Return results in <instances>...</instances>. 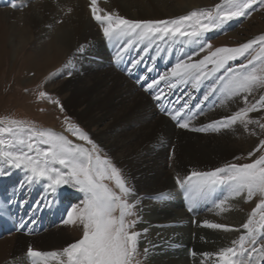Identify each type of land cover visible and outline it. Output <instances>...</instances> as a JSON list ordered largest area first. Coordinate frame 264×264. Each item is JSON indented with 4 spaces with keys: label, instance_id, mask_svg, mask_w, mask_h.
<instances>
[{
    "label": "snow or ice",
    "instance_id": "snow-or-ice-1",
    "mask_svg": "<svg viewBox=\"0 0 264 264\" xmlns=\"http://www.w3.org/2000/svg\"><path fill=\"white\" fill-rule=\"evenodd\" d=\"M257 4L264 7V0H221L212 8L194 9L185 15L161 20L127 19L116 12L98 7V0H90L89 8L92 19L100 26L103 36L113 47L119 43L114 57L118 65L125 62V54L134 46L135 41L147 42L143 48L145 53L156 40L174 41L176 38L197 46L198 52L193 49L192 55L207 50V54L195 61L192 55L185 53L183 57L177 58L171 68L151 82H147L146 76L139 77V81L145 82L141 85L145 91L154 89L161 81L166 83L169 93L159 89L153 95V99L158 102L180 84L191 83L194 89H198L205 81L209 83L204 101L216 93L220 94L221 105H227L237 97L243 101L245 106L239 107L231 115L199 128H190L189 121L197 113L192 112L187 102L182 107L173 109L157 105L176 121L179 128L207 132L228 129L237 124L242 125L245 131H249L248 126L251 124L264 130V123L249 116V113L264 110V95H260L254 102L249 100L257 89H264V34L235 47L213 49L211 43L206 42L207 33L224 30V26L230 22L250 15ZM9 6L18 7L15 0H10ZM86 47L81 45L77 52L83 53ZM254 48L258 51L252 55ZM248 55L251 56L250 59L247 58ZM241 57L246 59V63L235 67L229 63ZM143 59V56L139 59L132 58L130 63L125 64L124 70L131 75ZM155 59L153 56L152 60ZM69 66L74 67L72 58L57 72ZM221 70L223 74H220ZM148 71H153V68L148 67ZM56 74L50 73L46 80ZM68 74L71 75V71ZM36 98L47 100L55 104L61 113L64 112L59 99H54L47 92L38 91ZM196 107L199 109L200 105ZM199 114H202V110ZM64 124L65 131L82 141V144L74 143L64 134L52 129L36 128L30 122L0 118V177L11 175L13 169L23 172L19 187L14 186L7 199L0 203V216L8 215L10 206L17 203L14 197L26 186L43 183L45 191L53 195L60 187L69 186L83 193L84 198L79 205L73 204L67 210L63 223L82 226V236L57 251H39L29 246L26 256L31 259L32 264H143L139 249L141 233L136 230V225L140 222L137 205L141 198L135 197L134 189L128 185L122 170L110 157L101 155V149L87 132L67 115L64 116ZM259 148H264V139L260 140ZM248 156L252 157L253 153L249 152ZM175 182L189 203V211H193L201 201L212 198L218 189L227 190V195L218 202L213 200L214 207L220 211L229 210V201L236 198L247 202L253 197H259V201L239 227L203 221L202 226L210 229L224 232L243 230V233L231 240L230 246L221 247L215 253L204 252L202 255L205 258L215 256L218 264L264 262V155L253 158L249 163H226L210 171H192L183 178L177 175ZM168 197L169 193L162 192L150 198L165 200ZM25 203L26 200H21L19 206L23 207ZM52 203L53 201L48 200L46 206H51ZM38 206L39 202L33 207ZM25 223L21 218L17 230L25 227ZM148 251V248L144 249L145 257ZM192 255L195 256L196 253L193 252Z\"/></svg>",
    "mask_w": 264,
    "mask_h": 264
},
{
    "label": "bare ground",
    "instance_id": "bare-ground-1",
    "mask_svg": "<svg viewBox=\"0 0 264 264\" xmlns=\"http://www.w3.org/2000/svg\"><path fill=\"white\" fill-rule=\"evenodd\" d=\"M118 1L124 13L138 20L143 13L160 20L178 17V14L187 13L191 5V0H180L183 5L174 7L167 5L169 0ZM15 2L17 8L6 7L1 13L8 19L13 17L14 23L22 21L24 24L23 30H20L26 38L22 42L32 41L33 46L29 63L37 70L49 63L51 65L47 70H51L64 55L68 56L66 62L69 58L73 59L74 67L69 66L62 70H72L73 75L66 83L54 89L67 97L66 105L86 128L92 131L98 128L93 138L121 167L129 186L134 189L135 197L141 198L137 210L140 214L139 246L143 264H218L215 256L205 258L202 253H215L221 247L230 246L231 240L236 239L241 231L202 230L197 227V222L208 220L239 227L245 220L244 216L241 219V209L244 208L242 198L229 201V210L220 211L214 207L213 200L218 202L227 195V190L218 189L212 198L201 201L193 211H189V203L175 181L177 175L183 178L192 171H210L220 166L223 160L230 158L236 151L235 143L231 138L215 134L189 133L179 128L176 121L162 112L160 107L158 108L162 115L157 112L154 102L169 109L182 107L185 102L180 92L185 85H178L158 102L141 86L144 81L136 79L142 73L141 76H146L148 82L153 75L145 72L146 67H152L156 71L161 67L173 66L178 57L189 54L195 46L181 42L180 38L175 39L178 43L176 48L169 47L166 42L161 44L154 41L147 53H141L144 59L133 69V76L124 71V66L130 63L132 58H140L136 56L137 48L133 49L138 47L139 41L133 38L134 46L125 54V62L118 65L114 57L119 43L113 47L105 37L99 38L98 24L92 19L89 8L90 0ZM107 2L108 0H98V7L112 12V5ZM0 4L7 6L10 0H0ZM23 5L28 8L19 10ZM31 28L35 31L32 32ZM81 45L87 47L83 53H78L77 49ZM182 45L184 47H181ZM153 56L156 57L155 61L152 60ZM113 66L123 71L127 77L114 70ZM37 70L36 73L41 72ZM160 83L165 93H169L168 87H163L167 86L166 83ZM201 86L196 90L199 91ZM198 104L202 105V102ZM198 104L195 102L193 108L188 104L193 113H197ZM193 125L191 122L190 126ZM170 155L173 161L171 166L168 159ZM5 179L6 176L0 181ZM162 192L169 193V197L165 200L150 198ZM67 193L68 200L64 199L65 202L59 204L61 195ZM76 195V190H70L66 186L60 187L55 195L47 193L43 183L26 186L17 193L14 197L17 203L10 206L13 214L9 211L5 216L6 227L9 229L13 226L17 230L21 218L26 223L25 227L13 236L11 264L21 263L23 252L29 246L36 245L40 251H57L72 243L68 229L62 222L67 216V210L62 206L76 204L77 200L70 201ZM7 197L4 194L3 200ZM21 200L27 201L23 207L19 206ZM48 200L53 201L51 206H46ZM38 202L39 206L34 208ZM25 210L29 212L24 216ZM62 211L65 214L60 218ZM60 222L62 224H58ZM56 224L58 225L54 227ZM32 228L33 231L29 232ZM145 248L149 249L146 257L143 255ZM193 252L196 253L195 256L192 255Z\"/></svg>",
    "mask_w": 264,
    "mask_h": 264
},
{
    "label": "rangeland",
    "instance_id": "rangeland-1",
    "mask_svg": "<svg viewBox=\"0 0 264 264\" xmlns=\"http://www.w3.org/2000/svg\"><path fill=\"white\" fill-rule=\"evenodd\" d=\"M189 2L191 5H189V8L187 10L188 12L194 9L212 8L216 4H219L221 0H191ZM107 3L108 5H112V12H116L117 14L127 19L138 20V19H134L133 17L131 18L126 13H124V10L121 8L118 0H108ZM167 5H171L172 7H174V5H183V3H181L180 0H169ZM6 7H10V6L9 5L5 6L2 4L0 5V118H14L17 120L30 122L36 128L52 129L58 133L64 134L65 136L68 137V139L73 140L74 143L82 144L83 143L82 141L76 140L75 137H73L70 133L65 131L64 116L67 115L71 118L72 122L79 125L85 132L89 134L90 138L101 149V155H107L108 157H110L112 162L118 168L121 169V167L116 163L115 159L109 156L108 153H106V151L103 149L101 144L93 138L95 136V133L98 131V128H95L93 131L86 128V126H84L79 120L76 119V117L73 116L69 106L66 105L65 101L67 97H65L62 93H59L56 91V89H54L57 86L66 83V81L74 73L72 70H70L71 75L68 74L69 71L57 72L58 69L62 68L68 56L64 55L63 59H61L60 62L51 70L50 69L47 70L51 65L49 63L44 64V66H41V68H39L38 70L34 69V67L31 66V64L29 63L30 62L29 56L32 55V51H33L32 50L33 46L31 45L32 41L31 42L25 41V43L22 42V40L26 38V36L24 37V35L21 34L22 32L20 30V29L23 30L24 24L22 23V21H20V23H14L15 21L13 17L12 18L10 17L9 19L7 17H4V14H2L1 12H3V10ZM23 8L26 9L28 7L27 5H23V7H20L19 10H23ZM187 13H181L178 14L177 16L185 15ZM140 17H141L140 20H160V19H153L158 17L145 15L144 13L140 14ZM173 18H175V16ZM13 23L14 25H12ZM97 26H98L99 38H104L100 26L99 25ZM31 31L34 32L35 29L31 28ZM260 34H264V7H260V5L257 4L254 6V10L251 12L250 15L230 22V24L224 26V30H214L213 32L207 33L206 35L208 39L206 42L211 43L213 49L222 46L235 47L241 43L247 42L248 40L255 38ZM13 35H15V37ZM156 41L160 42L161 44L163 42H166V44L169 47H173V45L174 46L178 45L176 40L173 41V40L165 39L164 41H160V40H156ZM146 44H147L146 41L139 42L138 47H133V49L137 48L136 50H138L136 51L139 54V55L136 54L137 57L142 55L141 53L143 52V48ZM194 46H195L194 49H196V51L198 52L197 46L193 45V47ZM181 47L184 46L182 45ZM256 51H258V49L254 48L252 55H255ZM191 53L188 55H192ZM205 54H207V50L203 53H199L198 55H192V59L193 61L201 59ZM247 58L250 59L251 56L248 55ZM229 63L233 67H235L240 63H246V59L241 57L236 61H230ZM208 67L211 68V65H209ZM113 68L117 72L121 73L124 77H127L123 71H120L114 66ZM36 70L41 72L36 73ZM50 73H57V74L52 76L50 79L46 80V78L49 77ZM220 74H223V70H221ZM208 83L209 81L204 82V85L201 86L203 90L200 93L199 91H197L192 87L191 83L182 84L183 86L185 85V87H183L180 93L182 94L184 102L191 104L192 105L191 108H193V104L195 102L197 104L202 102L203 105V106L200 105V108L197 110V114L194 116L195 118L190 119L189 121L190 124L191 122L194 124L193 126H190V128L194 126H195L194 128H199L201 126L211 123L213 120H220L222 117L231 115L239 107L245 106L243 104V101L239 97L235 98L227 105H221L219 93L210 96L207 101H204L203 97L207 90ZM38 85H41L42 87L38 88L37 87ZM40 90L47 92L54 99H59L60 104L64 108V112L61 113L60 109L55 104L49 103L47 100H37L36 96L38 91ZM189 90L191 91L189 92ZM260 95H264V89H257L249 97V100L251 102H254V100L258 99ZM152 102H154L153 99ZM153 105L157 110V112L162 115V113L160 112L157 106L158 104L154 102ZM201 110H202V114H199ZM249 116L253 120H260L261 123H264V120H261V117H264V110H261L259 112L249 113ZM197 117L199 118V120ZM195 122L197 123L195 124ZM171 123L174 126H176L175 123L173 122ZM248 127H249V131H245L243 126L240 124L232 126L228 129L222 128L219 131L209 130L207 132H198V131H191L189 129H183V130L198 135L215 134L216 136L219 137L222 136L233 139L236 146V151L232 153L230 158H227L221 162L222 164H220V166H223L226 163H240V164L249 163L252 161L253 158H258L259 155H264V148H259L260 140L264 139V130L260 129L256 124H251ZM253 132L255 134H253ZM249 152L253 153L252 157L248 156ZM170 157L171 155L168 157L169 164L171 166L173 161L171 160L172 157L171 158ZM3 178L4 177H0V180ZM22 180H23L22 171L13 169L11 170V175L6 176V179L4 180L6 182L0 181V187H5V185H1L3 183L16 184L14 183V181H17L20 184ZM110 186L112 185L110 184ZM66 187L69 188L70 190L74 189L69 186ZM77 193H78V195H76L77 199L75 197L73 200L70 201L77 200L76 204L79 205L80 201L84 198V195L79 191H77ZM65 196H69V194L67 193V195ZM241 201L244 206L243 210L241 209L242 212L241 219H243L242 216H244V219L246 220L248 214L251 212V209L255 207V204L259 201V197H253L251 201H247V202H245L244 199H242ZM71 206L72 205H70L69 208ZM62 222L58 224H62ZM58 224H56L54 227H56ZM202 225L203 222H197L198 228H201L202 230L210 229ZM65 226L66 229H68L69 235L73 240L72 243L78 240L82 236V226H79L78 224L76 225L65 224ZM136 230L140 231L139 223L136 225ZM242 233L243 230H241L239 235ZM16 234H18V232H16L15 230L12 231L9 230L0 233V264H11L12 256H10V254H11V249L14 246L13 236H15ZM31 247H33L35 250L40 251V249L36 245H33ZM27 248L23 252L24 257L22 259V262L19 264H32L31 259L25 256L27 252ZM139 249L141 253L140 258L143 261L140 246Z\"/></svg>",
    "mask_w": 264,
    "mask_h": 264
}]
</instances>
